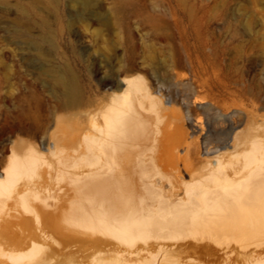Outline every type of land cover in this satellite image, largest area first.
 <instances>
[{"label": "rangeland", "instance_id": "obj_1", "mask_svg": "<svg viewBox=\"0 0 264 264\" xmlns=\"http://www.w3.org/2000/svg\"><path fill=\"white\" fill-rule=\"evenodd\" d=\"M127 68L141 71L166 105L181 115L188 111L184 126L196 143L186 152L180 148L184 182L199 173L212 146L200 138L221 116L255 130L241 144L230 140L221 148L224 161L238 158L231 179L240 181L252 168L240 161L253 141V156L264 157V0H0V264H264V236L250 230L240 233L242 240L198 242L180 229L125 244L49 226L47 212L64 206L59 177H77L79 168L65 167L59 155L29 169L15 166L33 142L43 154L48 144L70 150L62 129L81 135L85 112L95 107L89 104L102 102L112 90L108 83ZM58 78L76 81V109L61 110L68 97ZM27 199L41 216L23 212L17 226L6 215H21L17 206ZM198 201L204 211L205 200ZM58 215L63 222L71 218ZM195 242L212 254L191 246Z\"/></svg>", "mask_w": 264, "mask_h": 264}, {"label": "bare ground", "instance_id": "obj_2", "mask_svg": "<svg viewBox=\"0 0 264 264\" xmlns=\"http://www.w3.org/2000/svg\"><path fill=\"white\" fill-rule=\"evenodd\" d=\"M117 1L122 4L125 0ZM122 74L121 79L117 72L108 83L112 89L108 92L110 96L89 104L95 107L85 112L86 128L81 135L66 126L62 129L68 135L70 150L62 151L56 144H48L43 154L39 143L33 142L15 166V169L23 165L29 169L33 163L59 155L65 167L79 168L80 175L73 176L79 177L77 180L70 179V175L59 177L66 185L64 206L56 212H47L49 226L61 234L93 236L98 233L125 244L145 239L148 234L171 237V232L181 230L198 242L207 237L214 242L230 238L242 240L240 233L247 230L262 238L264 157L257 159L252 154L257 142L253 141L252 150L245 151L241 161L237 160L241 164L252 163V168L240 181L231 179L234 174L231 162L237 157L229 156L226 162L221 151L230 140L232 146L241 144L254 128L239 129L222 116L220 121L212 123L211 129L207 128L200 138L212 146L205 150L199 173L191 176L192 182L186 183L180 167V163L185 165V154L180 153V148L186 152L196 143V137L189 136L184 126L185 120H190L188 111L181 115L172 104L166 105L162 92L145 81L141 71L127 68ZM57 80L68 97V104L61 110L76 109L79 94L76 81ZM72 118V115L65 117L66 121ZM217 134L222 137L214 139ZM233 166L240 171L239 164ZM5 176L10 184L14 183L11 172H6ZM200 198L207 205L204 211L199 205ZM55 202V198L52 199L48 208ZM17 207L21 215L17 211L12 216L6 215L13 223L25 218L23 212L34 213L36 218L41 216L35 212L38 204L32 200H23ZM67 212L71 218L63 222L58 214ZM191 246L212 254L209 246H200L197 242ZM210 257L216 259L217 255Z\"/></svg>", "mask_w": 264, "mask_h": 264}]
</instances>
